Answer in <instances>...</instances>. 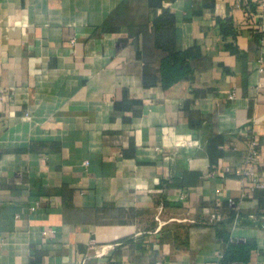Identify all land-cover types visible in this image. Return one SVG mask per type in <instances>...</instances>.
Masks as SVG:
<instances>
[{
	"label": "crops",
	"instance_id": "obj_1",
	"mask_svg": "<svg viewBox=\"0 0 264 264\" xmlns=\"http://www.w3.org/2000/svg\"><path fill=\"white\" fill-rule=\"evenodd\" d=\"M258 1L0 0V264H264Z\"/></svg>",
	"mask_w": 264,
	"mask_h": 264
},
{
	"label": "built area",
	"instance_id": "obj_2",
	"mask_svg": "<svg viewBox=\"0 0 264 264\" xmlns=\"http://www.w3.org/2000/svg\"><path fill=\"white\" fill-rule=\"evenodd\" d=\"M259 7L261 10L264 12V0H259ZM260 62V67L259 70L260 72L264 73V57H260L259 59ZM231 97L234 96V93L230 95ZM28 116V114H27ZM260 155V149L258 146V142L256 139H251L250 140V147L248 149L247 155H246V163H247V168L245 170V174L247 175H254L255 174V164L257 163ZM86 164H89V161H85ZM256 187L264 188V182H258L255 185ZM231 203L233 204L234 201L231 199ZM205 213H207L210 217V220L213 222L220 221L222 219V213L220 212V207L219 205H207L204 208Z\"/></svg>",
	"mask_w": 264,
	"mask_h": 264
},
{
	"label": "trees",
	"instance_id": "obj_3",
	"mask_svg": "<svg viewBox=\"0 0 264 264\" xmlns=\"http://www.w3.org/2000/svg\"><path fill=\"white\" fill-rule=\"evenodd\" d=\"M153 1H154V0H152V4H155V5H161V3H162V0H155V2H153ZM171 18H172V16H171ZM171 20H173V18H172ZM220 26H221V29H222V31H223L224 33H227V32H228L227 27H226L227 25H226V23H225L224 21H220ZM174 53H175V52H174ZM178 53H179V52H178ZM184 53H185V54H189V51L186 50V51H184ZM179 54H181V53H179ZM172 58H174V57L172 56ZM176 59L178 60V56H177ZM181 67H182V65H181ZM186 68H187V65H185V70H186ZM181 70H182V68H180V71H179V73L177 74V76H175V77H171V78H169L168 80H166V85H168V84L174 82V81L177 80L178 78H181V77H182ZM185 70H184V71H185ZM169 74H170V73H169ZM169 77H170V75H169Z\"/></svg>",
	"mask_w": 264,
	"mask_h": 264
}]
</instances>
